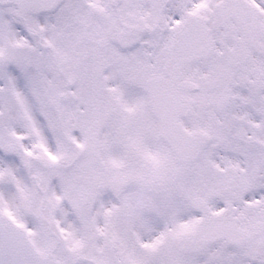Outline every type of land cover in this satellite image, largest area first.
<instances>
[{
	"label": "snow or ice",
	"instance_id": "obj_1",
	"mask_svg": "<svg viewBox=\"0 0 264 264\" xmlns=\"http://www.w3.org/2000/svg\"><path fill=\"white\" fill-rule=\"evenodd\" d=\"M0 264H264V0H0Z\"/></svg>",
	"mask_w": 264,
	"mask_h": 264
}]
</instances>
